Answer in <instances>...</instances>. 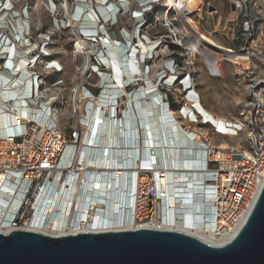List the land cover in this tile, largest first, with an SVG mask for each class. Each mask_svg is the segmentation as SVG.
<instances>
[{"label":"built area","instance_id":"2783aa9c","mask_svg":"<svg viewBox=\"0 0 264 264\" xmlns=\"http://www.w3.org/2000/svg\"><path fill=\"white\" fill-rule=\"evenodd\" d=\"M250 1L233 0V4L238 14L243 16L241 35L251 39L252 43L240 50L231 48L228 51L231 54H251V62L258 59L251 51V45L255 43L253 36L258 33L260 23L258 17L248 15ZM21 2L0 0V89L8 85L9 89L14 90L19 85V96L23 97L21 108L26 110L21 113L11 108L8 100L6 104L9 106L5 103L0 105L4 107L6 115L16 113V120L13 117L9 127L12 133L0 135V190L8 184L13 188L8 194L12 201L5 203L6 213L0 214V219L11 213V204L16 199L19 201L11 213L9 231L35 228L34 222L40 221L37 220L40 217H37L39 205L49 202L48 192L52 186L57 191L56 183L64 186L66 194L71 191L70 181L76 182L81 191L84 176L91 174L94 178L93 175L101 171L89 165L88 159L81 154L84 147L99 148L98 139L90 145L86 141L94 108L96 112L101 108L105 122L115 125L118 122L121 126L128 114L131 113L133 117L139 115L141 98L138 94L148 86L154 94L161 95L160 104L172 110L174 98L169 94L170 87L179 83L186 92L184 99L202 115L192 97L194 80L188 68L193 65L188 62L189 49H185L187 56L183 54L169 58V46L173 52L182 54L184 45L180 40L183 30L178 27L180 17L167 0H45L44 6L52 17V26L47 31L36 29L30 6L25 4L19 7ZM46 2L51 9H48ZM66 5L70 8L69 13ZM136 13H140L139 17ZM62 32H68L73 37L75 61L79 58L82 60L68 97L61 76L65 68L52 45L53 37ZM173 35L176 42H173ZM80 42L87 43V48L79 49ZM111 43L116 50H123L126 56L138 59L133 62L134 65L137 62L135 66L138 70L131 72L129 77L124 74L125 85L120 88L116 87L115 73L109 68L108 59L113 52ZM141 43L156 45V52L160 55L166 50L160 59H168L164 62V69L160 68L157 74L154 67L157 59H154L153 51L144 54ZM174 46L180 47L181 51H174ZM176 56L187 60L180 63V58L177 60ZM260 59L264 61V57ZM23 69L27 70L25 79H21ZM256 69L249 66L243 70L250 82L249 101L244 104L239 119L226 121L219 126L210 120L209 123L205 119L196 120L192 114H188L190 118L186 119L181 115L185 105L180 109V115L189 124L186 127L181 122L184 125L181 130L187 132L186 135L194 132L200 137L198 143L188 138V145L193 144L191 147L199 152L202 163L199 172L205 175L200 189H209L213 200L209 210L210 219L205 223L212 226L218 239L240 229L264 185V92L261 87L264 80L254 77ZM186 83L189 85L186 86ZM110 89H115V94L105 98V92ZM142 98L150 100V97ZM63 119L68 120V124H63ZM191 125H196L198 129H191ZM139 128L141 130V123ZM204 128L207 137L203 134ZM244 134L245 142L225 149L211 140L212 136L237 139ZM120 145L123 148L118 149H125L124 144ZM70 150L72 155L69 154ZM162 175L164 173L158 174L142 163L139 168L135 165V170L129 173L128 195H131L133 181L135 193L132 195L133 205L127 213L131 210L136 226L158 225L164 217L167 193L158 181L165 177ZM111 176L114 178L115 173ZM75 194L76 188L72 198ZM76 207L77 203L68 208L69 216L74 217ZM54 231L60 232L52 225L44 233L55 235L51 233Z\"/></svg>","mask_w":264,"mask_h":264},{"label":"bare ground","instance_id":"6f19581e","mask_svg":"<svg viewBox=\"0 0 264 264\" xmlns=\"http://www.w3.org/2000/svg\"><path fill=\"white\" fill-rule=\"evenodd\" d=\"M167 1L169 2L168 5L175 8L177 16L182 19L184 29L181 35L184 37L188 36L191 42L190 34L193 33L194 37L198 39L195 40L204 44L211 51L222 52L225 50L226 60L234 64L248 65L246 62L250 61L251 54H231L228 49L218 46L214 40L200 34L199 29L190 20L191 15L200 12L197 4L200 0ZM46 5L48 9H51L48 2H46ZM69 10V6L66 5L68 13ZM86 46L87 43L80 42L78 48L85 49L87 48ZM110 47L113 52L108 59L109 68L113 69L115 73L116 87H124V74L129 77L131 72L138 70L137 66H135L137 62L135 65L133 63L136 59L126 56L123 50H116L113 43H111ZM140 47L144 54L152 53L153 51L154 59L157 60L164 56L163 54H166V50H163L161 55L158 51L156 52V45L149 46L141 43ZM202 55L207 60L211 70L217 66V61L210 54L202 52ZM159 64H161L160 61ZM157 66L155 65V69ZM141 72L143 75L144 69ZM26 73L27 70L23 69L21 79L27 78ZM4 82L7 84L6 80ZM188 85L186 83V86ZM150 88L148 86V89L142 90L143 92L138 94L139 99L141 98L140 106L138 107L139 115L133 117L131 113L128 114L122 121L121 126L118 125V122L116 125L111 122L110 124L107 121L105 122L101 108L96 112L97 109L94 111L95 108L93 107L94 113H91V125L89 127L91 130L87 133L86 141L90 145V143L95 144L98 139L99 148L84 147L81 154L82 157L88 159L89 165L101 171L96 172L97 174L93 175V177L95 176L94 178L91 177V174L84 176L81 191L78 188L79 185L76 186L77 183L71 181V191L67 194L64 193V186L56 183V187H58L56 192L52 186L48 192L49 198L47 197L49 202L46 201L39 205L37 217H40L37 220L40 221L34 222L35 228L32 231L44 233L52 225L60 231L51 232L55 235H65L68 232L74 234L78 232L123 230L140 227L134 224L131 210L130 213H127L133 205L134 181L131 195H128L127 190L129 187V173L131 174L135 170V165L139 168L142 163L147 168L148 166L152 167L153 171L158 174L164 173L165 177L160 178L158 181L162 190L167 193L164 200V217L162 216L161 222L158 225L148 224L142 227L183 231L212 244H225L232 240L237 231L223 237V239H218L216 233L212 230V226L205 223L206 220L210 219L209 210L213 200L209 193L210 191H208L209 189L204 186L203 189H200L201 183L205 178V175L199 172L202 163L199 160L200 156L197 149L191 147L193 144L188 145V138L189 141L198 143L200 137L196 136L194 132L186 135L187 132L185 133L181 130L184 125L177 120L175 113L160 104L161 95L154 94ZM12 89H9L8 85L0 89V105H5L8 100L11 108L18 109L21 113L22 110L26 111L21 108L23 97L22 95L19 96V85H16L14 90ZM115 91V89L107 90L105 92L107 97L105 98L115 94ZM143 96L150 97V100L142 98ZM192 97L195 99V107L202 115H199L186 99L185 108L181 115L189 119L188 114H192V117L196 120L205 119L207 123L212 121L219 126L224 125L225 120L215 117L202 107L200 97L195 89L192 92ZM10 99L12 100L10 101ZM9 104H6V106H9ZM96 107L98 106L96 105ZM6 114L4 107L0 106V135L7 132L11 134L12 129L9 127L12 125L13 117L16 120V113ZM139 123H141V130ZM203 134L207 137L206 129L203 130ZM120 144H124L125 149H118V147H121ZM220 146L224 149L230 147L226 142L220 144ZM69 154L72 155V150H70ZM138 156L139 159L137 160ZM111 172L115 173L114 178H112ZM169 181L171 183L170 186L168 185ZM74 188H76L77 195L75 194L74 198H72ZM12 191L13 188L9 184L3 186L2 191L0 190V214L6 213L4 205L9 203L7 201H12V198L8 195ZM18 198H21V196L18 195ZM75 203H77L80 211L77 209L74 217H72L73 215H68V208ZM18 204L19 201L17 199L11 204V213L14 208H17ZM11 213H8L4 219H0V231L7 232L10 230ZM87 217H90L92 222ZM97 220V225L94 227Z\"/></svg>","mask_w":264,"mask_h":264},{"label":"water","instance_id":"95a60500","mask_svg":"<svg viewBox=\"0 0 264 264\" xmlns=\"http://www.w3.org/2000/svg\"><path fill=\"white\" fill-rule=\"evenodd\" d=\"M0 264H264V185L225 244L151 227L65 235L11 230L0 231Z\"/></svg>","mask_w":264,"mask_h":264},{"label":"rangeland","instance_id":"374dc122","mask_svg":"<svg viewBox=\"0 0 264 264\" xmlns=\"http://www.w3.org/2000/svg\"><path fill=\"white\" fill-rule=\"evenodd\" d=\"M18 4L19 7L28 4L30 6V12L35 27L38 30L47 31L52 26V17L44 6L45 0H21ZM198 8L199 13L191 15L190 20L199 29L200 34L204 37L210 38L216 42V44L224 49L241 48L250 45L251 39H247L242 36L241 21L242 15L238 14V11L234 7L233 0H200ZM248 15L259 18L260 29L257 34L253 36L255 43L251 45L253 49L251 51L257 56L258 59H254L251 62L247 61L246 65L234 64L233 62L226 60L225 50L222 52H215L208 49L204 44L197 42L194 34L191 33V42L188 38L180 36V42L184 45L182 47L183 52L175 53L172 51V47L169 46V53L171 59L175 58V55H186L185 49H189L188 62L191 65L190 68L192 78L194 80V89L200 97L201 105L209 113L215 117H219L225 121L237 120L240 118V114L243 110L245 103L249 101V78L243 74V70L251 66V68L257 67L254 77L264 80V61L260 58L264 57V0H251L248 5ZM37 24V25H36ZM178 27L183 30L182 19L178 18ZM72 36L68 32H62L53 37V50L57 57L63 62L65 72L61 76L64 79L66 85V95H70V92L74 86V79L77 75V68L82 63L79 58L75 61L73 58V42ZM173 42H176L174 35L172 36ZM196 39V40H195ZM170 40V39H167ZM201 45H199V44ZM199 49V50H198ZM203 53L210 54L216 61L217 66L211 70L207 63V60L202 55ZM164 60H157L154 63L157 66L155 73L164 66ZM187 60V59H186ZM186 60L180 58L179 62L183 63ZM251 60V59H250ZM159 61L161 64H159ZM264 92V84L261 85ZM185 93L179 83L170 87V96L174 98V107L172 111L175 113V117L178 121L182 122L186 127L189 126L187 121L179 114L180 109L185 105L186 100ZM63 124H68V120L63 119ZM191 129H198L196 125H191ZM205 129V128H204ZM212 142L214 144H222L226 142L229 146H237L241 142H245L246 136L242 135L237 139L221 138L212 136Z\"/></svg>","mask_w":264,"mask_h":264},{"label":"trees","instance_id":"16d2710c","mask_svg":"<svg viewBox=\"0 0 264 264\" xmlns=\"http://www.w3.org/2000/svg\"><path fill=\"white\" fill-rule=\"evenodd\" d=\"M173 50L176 51V52H179V51H181V48L178 47V46H174V47H173ZM179 58H180L179 56H176V59H177V60H178ZM171 102L173 103V98H171Z\"/></svg>","mask_w":264,"mask_h":264},{"label":"flooded vegetation","instance_id":"af4514ba","mask_svg":"<svg viewBox=\"0 0 264 264\" xmlns=\"http://www.w3.org/2000/svg\"><path fill=\"white\" fill-rule=\"evenodd\" d=\"M88 218V220L89 221H91L92 222V220L90 219V217H87ZM93 218V217H92ZM51 219V218H50ZM94 221V220H93ZM97 222H98V220L95 222L96 224H95V226L94 227H96V225H97Z\"/></svg>","mask_w":264,"mask_h":264},{"label":"snow or ice","instance_id":"6c2138e0","mask_svg":"<svg viewBox=\"0 0 264 264\" xmlns=\"http://www.w3.org/2000/svg\"><path fill=\"white\" fill-rule=\"evenodd\" d=\"M8 7H11V5H7ZM136 15L139 17L140 13H136Z\"/></svg>","mask_w":264,"mask_h":264}]
</instances>
